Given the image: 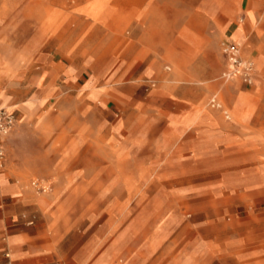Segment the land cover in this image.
I'll use <instances>...</instances> for the list:
<instances>
[{
  "label": "rangeland",
  "instance_id": "rangeland-1",
  "mask_svg": "<svg viewBox=\"0 0 264 264\" xmlns=\"http://www.w3.org/2000/svg\"><path fill=\"white\" fill-rule=\"evenodd\" d=\"M192 1L0 0V34L14 44L46 35L86 37L104 40L120 55L93 58L101 70L98 83L110 89L105 105L84 112L82 105L73 106L78 84L90 77V70L63 91L59 88L68 83L57 73L51 79L58 90L38 114L43 121L24 120L17 110V123L0 134L1 160L17 173L24 191L17 200V228L36 235L51 221L67 229L64 242L70 248L99 239L102 251L120 249L118 264L127 262L125 254L132 248L137 253L132 264H264V90L249 99L261 70L252 55L243 53L257 30L264 43V6L259 19L248 12L253 24L249 38L236 41L242 56L254 63L252 84L223 77V43L232 41L228 36L220 40L221 64L209 78L177 79L171 60L163 67L167 77L161 78L136 54L146 25L134 9L146 2ZM253 1L238 0L237 5L246 9ZM125 60L130 61L127 68ZM164 80L195 86L205 99L196 106L157 97L154 90ZM130 83L138 87L127 88ZM4 96L1 105L14 110L10 96ZM215 96L220 109L212 107ZM63 98L64 111L56 105ZM238 99L243 103L235 106ZM201 123L214 133L229 124L235 139L222 142ZM25 195L46 197L44 211L20 202ZM148 250L152 256L144 257Z\"/></svg>",
  "mask_w": 264,
  "mask_h": 264
},
{
  "label": "crops",
  "instance_id": "crops-1",
  "mask_svg": "<svg viewBox=\"0 0 264 264\" xmlns=\"http://www.w3.org/2000/svg\"><path fill=\"white\" fill-rule=\"evenodd\" d=\"M237 1L194 0L142 4L141 7L134 9L146 25V33L140 41L137 56L144 57L149 72H157L164 79L167 75L163 67L167 60L175 64L174 75L177 79L182 76L190 79L209 78V75L218 69L222 58L224 68L227 66L224 55L221 58L220 40L226 36L233 42L242 36L249 38L247 30L253 24L248 20V12L253 11L258 18L259 8L264 6V0H254L244 9L243 6L237 5ZM241 19L244 20V26L239 24L242 22ZM98 22L100 26L104 24ZM155 33L157 38L153 36ZM259 35L257 30L255 39L249 38L243 46L244 55H252L257 72L261 70L255 77V90L252 95L249 94L251 95L249 99L254 100L262 95L264 90V43ZM108 55L115 59L120 58L118 51L108 49L104 40L86 37L66 40L46 35L43 40L32 37L22 42L17 39V44H14L7 40L5 35L0 34V106L6 104L7 98L4 96L6 94L10 96L9 105L14 108L12 111L16 113L20 110L24 120L37 119L40 123L43 120L38 114L48 107L54 92L58 90L51 79L54 74L65 76L68 84L59 88L63 91V88L66 89L76 77L87 70H90L91 75L85 82L78 84V89L73 95V106L82 105L84 112L105 105L110 98V89L98 83L101 70L92 63L93 58ZM244 58L247 59L245 56ZM113 63V61L107 63L102 70H106ZM124 63L127 64V68L130 61L125 60ZM119 74L117 73V76ZM239 81L240 79H237V82ZM14 84L17 88L12 89ZM137 87L136 83L127 86L131 89ZM154 94L160 98L170 97L178 101H189L196 106H200L205 99V92H199L197 87L168 80L162 81L154 90ZM241 103L243 101L238 99L235 106ZM56 105L63 111L67 110L64 98ZM79 110L81 111V108ZM215 120L217 123L220 122L219 117ZM198 125L206 129V132H210L206 124ZM213 126L209 127L213 130ZM234 131L229 124H222L220 130L210 133L216 134L218 140L226 142L235 139ZM1 159L0 157V264H118L117 258L122 256L120 249L109 247L102 251V242L99 239L70 248L69 244L64 242L67 229L56 228L51 221L38 228L36 235L17 228V200H20L24 191L22 184L17 181V173L7 168ZM21 200L20 202L25 204L33 203L44 211L46 197L29 199L26 196ZM135 250L136 248H132L127 251L125 254L127 262L122 261V264L133 263V259L137 257ZM152 253L148 250L144 257H151Z\"/></svg>",
  "mask_w": 264,
  "mask_h": 264
},
{
  "label": "built area",
  "instance_id": "built-area-1",
  "mask_svg": "<svg viewBox=\"0 0 264 264\" xmlns=\"http://www.w3.org/2000/svg\"><path fill=\"white\" fill-rule=\"evenodd\" d=\"M223 54L226 59V70L223 73V77L226 80L240 77L245 83L252 84V77L254 74V63L243 61L240 54V47L236 42L226 41L223 43ZM212 107L222 108L221 103L217 99V96L212 98ZM17 117L14 111H10L6 107L0 106V134H7L15 125ZM4 156L3 150L0 149V157ZM34 185L40 190L46 191L47 186L40 182H35Z\"/></svg>",
  "mask_w": 264,
  "mask_h": 264
},
{
  "label": "bare ground",
  "instance_id": "bare-ground-1",
  "mask_svg": "<svg viewBox=\"0 0 264 264\" xmlns=\"http://www.w3.org/2000/svg\"><path fill=\"white\" fill-rule=\"evenodd\" d=\"M241 54V57L243 58V61L246 63L248 60L245 59L243 56H242V52L240 53ZM237 79H240V77H236ZM227 119H230V115H227L226 116Z\"/></svg>",
  "mask_w": 264,
  "mask_h": 264
}]
</instances>
